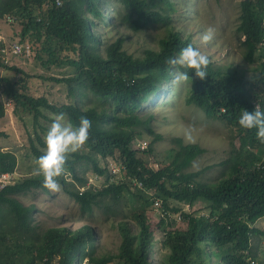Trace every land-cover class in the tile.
Returning <instances> with one entry per match:
<instances>
[{
	"label": "trees",
	"instance_id": "obj_1",
	"mask_svg": "<svg viewBox=\"0 0 264 264\" xmlns=\"http://www.w3.org/2000/svg\"><path fill=\"white\" fill-rule=\"evenodd\" d=\"M118 1L125 10L118 23H126L136 31L154 23L169 25L172 16L166 9H176L171 0ZM105 3L106 0H0V19L21 25L18 42L24 48L29 45V55L33 43L42 42L49 53L47 62L72 70L62 76L41 77L66 84L69 95L85 88L104 100V107L85 108L75 101L56 104L46 96L30 94L27 91L30 75L8 64L7 57L18 55L11 51V43L3 39H0V83L3 94L14 104L15 113L28 112L35 124L48 117L47 112L63 113L73 126H78L81 116L90 120L84 141L87 151L67 153L63 171L53 177L88 219L104 199L118 201L123 191L130 192L133 182L142 192L140 196L156 195L151 201L146 197L145 208L130 210L134 231L128 222L119 221L122 239L118 252L97 256L92 242L96 232L90 224L43 229L35 221V203L25 204L20 199V194L33 189L49 192L50 188L42 183L41 172L14 175L0 187V264H76L75 260L82 264H153L150 255L155 229L147 214L150 202L151 207L161 208L156 227L163 232V245L170 251L161 264H264L253 245L254 235L260 238L264 235L256 223L264 216V143L257 139L255 128L245 129L238 123L245 109L251 111L257 106L264 111V0L240 1L237 30L244 37V59L255 64L252 69L255 73L247 77L244 72L220 65L206 55L209 62L202 79L195 76L191 67L167 64V59L177 56L183 47L188 44L195 47L191 35L184 36L174 28L161 38L159 49H146L141 57L123 48L122 37L106 43L102 49L97 28L100 24L108 26ZM162 3L167 7L157 8ZM118 23H114L115 27ZM9 71L21 75L13 80ZM177 72L185 73L189 81L186 102L201 108L207 117L224 121L239 139V146H233V153L224 162L228 171L215 182L200 179L208 167L188 170L205 152L199 144H185L182 138H174L178 147L170 150V160L163 165L149 164L144 157L153 152L154 141L144 149L134 146V140L142 136L136 127L149 128L154 117L140 115V109ZM5 113V104L0 99V118ZM36 136L39 144L31 140L30 149L38 161L45 151L41 147L46 145L40 135ZM109 157L118 167L112 173L101 162ZM18 165L17 153L0 146V174H14ZM83 166L95 178L106 176L107 182L98 189L86 187L88 177L78 173ZM171 201L190 206L200 201L203 208L184 212L180 206H171ZM108 210L121 213L117 208ZM178 212L184 226L173 218L172 214Z\"/></svg>",
	"mask_w": 264,
	"mask_h": 264
},
{
	"label": "rangeland",
	"instance_id": "obj_2",
	"mask_svg": "<svg viewBox=\"0 0 264 264\" xmlns=\"http://www.w3.org/2000/svg\"><path fill=\"white\" fill-rule=\"evenodd\" d=\"M175 3V10L166 9L172 16L171 23H154L146 26L141 30H134L126 23L120 22L121 13L124 7L118 0H106L104 4V12L108 26L103 27L100 24L97 32L102 39L100 45L102 49L106 43H111L117 38H124L123 48L136 57H141L146 49H159L161 38L165 37L171 28L181 31L184 36L191 35L195 47L206 55L210 56L220 65L236 68L250 77L255 72L252 70L255 64L245 61L243 56L244 45L241 36L237 30L240 22V1L241 0H171ZM166 8L167 5L162 3L157 8ZM108 12V13H106ZM118 15V18H114ZM115 24L118 25L115 27ZM211 26L214 34L211 40L203 41L201 39L205 29ZM21 25L0 19V39L7 44L18 41L20 36L18 31ZM33 50L29 55L10 56L7 57L8 64L15 65L30 75L27 78V91L35 96H46L51 102L63 104L75 101L82 107L96 106L102 108L105 101L94 95L87 89H81L74 95L68 94L67 85L58 83L41 76H62L72 72L71 67H62L47 62L49 53L44 49L42 42L33 43ZM4 70V69H3ZM8 74L16 80L21 73L9 71ZM177 74V73H176ZM174 75V77L176 76ZM174 77L157 92L140 109V115L148 117L153 115L148 126H138L136 131H141L142 136L134 140V146L138 147L139 141H146L147 146L153 143V152L150 155H144L149 164L163 165L170 160V150L178 147L174 138L180 137L185 144H199L205 148V152L198 156L188 170L194 171L204 167L208 169L201 175L200 179L204 182H215L228 171V164L224 163L233 153V146H239L240 142L234 137L233 131L228 125L216 118H209L204 111L194 104L186 102L189 81L186 76L183 80H176ZM83 92V93H82ZM0 99L3 100L6 113L0 118V146L3 149H9L17 153L19 165L14 173L15 176H25L40 172L38 170V161L32 155L30 145L31 140L39 144L36 134L42 138L46 135L50 127L55 113L47 112L48 117L40 118L39 123H34L28 112H20L16 114L14 104L3 94V83H0ZM65 120L68 121L67 117ZM44 140V139H43ZM46 149V147H41ZM76 151L86 152L87 148L84 143ZM114 159L109 157L105 161H101L108 167L109 173L118 170ZM86 166V165H84ZM83 166V167H84ZM79 167L78 173L85 174L89 181L86 187L98 189L103 186L107 180L106 176H98L95 178L91 174L90 169ZM70 181L72 176L67 173ZM2 181V180H0ZM11 181V175L6 182ZM57 189L50 188L49 192L40 189H33L24 194H20V199L25 204L35 203L36 210L34 212L35 221L39 227L70 226L78 228L83 224H90L96 235L92 242L94 243V251L97 256H104L117 253L121 244V230L119 221L128 222L130 230L136 229L135 224L131 221L129 215L131 209L145 208L147 198L153 196L147 193L146 196L136 188L135 183L131 185V191H123L118 201L115 199H104L102 206H96L91 218L88 219L80 211L79 204L68 194L60 183H57ZM82 190L84 187H80ZM147 197V198H146ZM151 204V202H150ZM147 207V214L150 222L154 226L155 240L152 247L150 260L153 264H161L166 260L169 249L163 245L164 234L156 225L161 218V208H153L151 205ZM171 206H180L184 212H191L194 209L203 208V202H197L194 206L179 201H171ZM110 208H117L120 214L109 211ZM158 207V205H157ZM179 224L184 226L183 219L180 218L181 213L172 214ZM258 226L264 230V216L256 222ZM264 235L253 236V245L256 246V253L260 262L264 263V248L262 243ZM76 264H82L80 260H75Z\"/></svg>",
	"mask_w": 264,
	"mask_h": 264
},
{
	"label": "clouds",
	"instance_id": "obj_3",
	"mask_svg": "<svg viewBox=\"0 0 264 264\" xmlns=\"http://www.w3.org/2000/svg\"><path fill=\"white\" fill-rule=\"evenodd\" d=\"M214 29L209 26L205 29L201 39L209 41L212 39ZM208 57L200 48L193 47L191 44L183 47L179 54L167 59L169 65H179L182 67H191L194 74L201 79L205 76L204 67L208 64ZM185 73L177 72L174 79L183 80ZM238 123L245 129H256L257 139L264 143V111L255 106L251 111L245 109L238 117ZM90 120L81 116L78 126H73L71 122L65 120L64 114L55 115L46 135L44 143L45 151L38 157V170L43 175L42 183L53 190L57 189V184L53 177L58 176L63 171V165L66 154L75 152L88 137Z\"/></svg>",
	"mask_w": 264,
	"mask_h": 264
},
{
	"label": "built area",
	"instance_id": "obj_4",
	"mask_svg": "<svg viewBox=\"0 0 264 264\" xmlns=\"http://www.w3.org/2000/svg\"><path fill=\"white\" fill-rule=\"evenodd\" d=\"M58 2H60V0H58ZM9 20H11V18L9 17L8 18ZM10 48H11V51L15 54V55H18V56H20V55H28V52H29V45L27 44L26 46H25V48L22 46V44H20L18 41H15V42H13L11 45H10ZM147 147V142L146 141H139V143H138V147L137 148H139V149H144V148H146ZM10 175H11V180H12V176H14V174H11V173H8V172H4V173H1L0 174V180H2V181H0V187H3L6 183H8V182H6V179L8 178V177H10ZM10 182V181H9ZM157 205H159L158 204V202H157Z\"/></svg>",
	"mask_w": 264,
	"mask_h": 264
}]
</instances>
